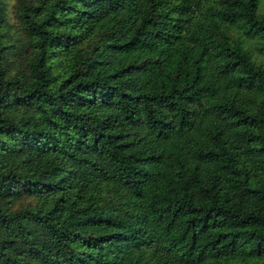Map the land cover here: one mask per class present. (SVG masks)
<instances>
[{"label": "trees", "instance_id": "1", "mask_svg": "<svg viewBox=\"0 0 264 264\" xmlns=\"http://www.w3.org/2000/svg\"><path fill=\"white\" fill-rule=\"evenodd\" d=\"M0 0V264H264V0Z\"/></svg>", "mask_w": 264, "mask_h": 264}, {"label": "rangeland", "instance_id": "2", "mask_svg": "<svg viewBox=\"0 0 264 264\" xmlns=\"http://www.w3.org/2000/svg\"><path fill=\"white\" fill-rule=\"evenodd\" d=\"M15 1L16 0H8V12H9V15L11 16V18L13 16V12L11 10V6L14 4Z\"/></svg>", "mask_w": 264, "mask_h": 264}]
</instances>
